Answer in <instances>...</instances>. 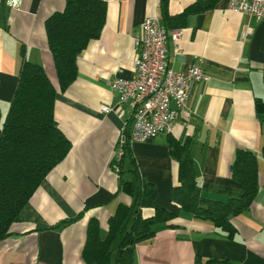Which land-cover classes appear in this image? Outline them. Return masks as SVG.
I'll return each instance as SVG.
<instances>
[{
    "label": "crops",
    "instance_id": "obj_1",
    "mask_svg": "<svg viewBox=\"0 0 264 264\" xmlns=\"http://www.w3.org/2000/svg\"><path fill=\"white\" fill-rule=\"evenodd\" d=\"M105 1L101 36L79 54L78 76L64 92L58 91L55 102V118L72 148L0 241V264H86L82 249L89 219L99 220L104 236L118 204L133 202L119 191V181H131L134 175L127 160L118 164L121 132L132 127L131 110L119 105L111 79L132 77L135 36L147 16L162 19L160 0ZM193 1L170 0L169 13L176 15ZM65 3L0 0V127L16 89L23 50L59 87L45 21ZM174 29L182 35L179 51L171 38L167 41L169 67L182 70L196 64L209 78L193 86L188 108L177 116L171 135L130 143L139 172L156 189V203L176 214L175 227L157 223L155 236L136 246L135 264H193L196 255L229 259L231 264H264V117L259 120L255 110V98L264 99V18L234 11L229 0H220L214 9L193 14L185 27ZM244 31L248 35L242 38ZM103 105L112 108L104 111ZM169 136L181 142L192 139L201 193L218 200L244 193L231 176L235 150L256 153L259 190L251 207L232 218L237 228L233 237L173 203L178 162L169 151ZM81 211L76 221L52 227ZM142 212L151 216L155 210L146 207Z\"/></svg>",
    "mask_w": 264,
    "mask_h": 264
},
{
    "label": "trees",
    "instance_id": "obj_2",
    "mask_svg": "<svg viewBox=\"0 0 264 264\" xmlns=\"http://www.w3.org/2000/svg\"><path fill=\"white\" fill-rule=\"evenodd\" d=\"M65 1L64 9L54 12L45 21L59 87L52 83L41 64L26 59L23 50L16 89L0 127V241L9 235L11 225L19 219L23 207L49 172L72 148L55 118V102L58 91L64 92L76 80L79 54L90 41L101 36L107 2ZM219 1L194 0L182 12L171 15L170 0H160V13L167 29L185 27L191 15L214 9ZM255 110L261 120L264 117L263 98H255ZM191 143L190 137L184 142L174 136L168 137L169 151L178 162V184L172 189L171 199L194 218L209 221L227 232L228 237H233L237 228L232 218L251 207L259 190L258 157L250 149L235 150L231 176L244 186V193L238 198L218 200L201 193ZM122 150L118 164L121 166L128 160L134 178L129 181L120 176L119 191L129 194L133 202L118 204L108 219V231L104 236L99 220L89 219L82 249L86 264H135L136 246L155 236L157 223L166 222L175 227L176 214L156 203V189L139 172L129 141L122 145ZM146 207L154 208L155 213L144 216L142 211ZM82 214L83 211L52 227L74 222ZM193 264H231V261L196 255Z\"/></svg>",
    "mask_w": 264,
    "mask_h": 264
},
{
    "label": "built area",
    "instance_id": "obj_3",
    "mask_svg": "<svg viewBox=\"0 0 264 264\" xmlns=\"http://www.w3.org/2000/svg\"><path fill=\"white\" fill-rule=\"evenodd\" d=\"M229 8L255 19L264 18V0H229ZM181 35V29H167L159 16H147L134 39L137 54L132 77L111 79L119 105L131 110L132 127L122 130L121 146L127 141L144 142L161 134H171L177 116L188 108L193 86L209 78L196 64L182 70L169 67L167 41L171 38L175 50L179 51ZM247 35L244 31L242 38ZM111 108L102 106L104 111Z\"/></svg>",
    "mask_w": 264,
    "mask_h": 264
},
{
    "label": "rangeland",
    "instance_id": "obj_4",
    "mask_svg": "<svg viewBox=\"0 0 264 264\" xmlns=\"http://www.w3.org/2000/svg\"><path fill=\"white\" fill-rule=\"evenodd\" d=\"M126 162L128 163V166H129V161L127 160Z\"/></svg>",
    "mask_w": 264,
    "mask_h": 264
}]
</instances>
